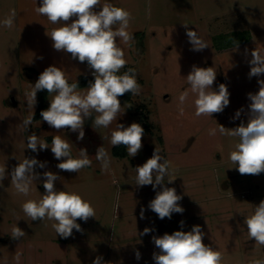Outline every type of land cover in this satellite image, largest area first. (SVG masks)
Instances as JSON below:
<instances>
[{"label":"rangeland","instance_id":"rangeland-1","mask_svg":"<svg viewBox=\"0 0 264 264\" xmlns=\"http://www.w3.org/2000/svg\"><path fill=\"white\" fill-rule=\"evenodd\" d=\"M131 14L127 31L134 35L131 46L118 41L124 50L126 67L135 69L141 86L130 102L120 97L123 115L108 128L92 129L91 119L84 125L85 138L77 140V133L69 129L57 132L41 119L34 120L25 131L22 121L30 114L25 93L31 91L39 74L48 66L60 67L68 82L90 76L87 63L71 59L70 54L57 52L50 33L60 24H52L35 9L40 0H0V166L8 173L25 157L46 161V167H37L41 180L34 181L27 196L16 192L10 175L0 186V264H92L102 256L106 264H155L153 252H158L153 236L174 231H190L200 225L205 233L203 242L222 254L221 264H254L264 261V245L249 239L244 224L246 216L264 200V172L259 175H241L230 161L236 150L238 137L221 135L219 125L226 129L247 123L248 93L259 91L258 79H249L251 51L264 49V0H101ZM15 10L13 26L3 21ZM99 10V9H97ZM183 24L197 31L208 48L196 52L186 36ZM238 42L235 47L233 40ZM245 49L249 54L245 56ZM193 65L213 67L217 72L213 89L225 84L230 103L222 113L210 116L195 115L196 94L191 92L187 75ZM128 70V69H127ZM84 92L86 87L78 88ZM188 96L181 105L179 96ZM34 106V116L38 108ZM48 95L46 106L49 107ZM129 105L132 107L128 108ZM183 107V115L180 108ZM243 108L240 118L233 119ZM150 124V132L142 138V149L135 157H118L109 139H103L116 128V123ZM95 116V114H94ZM140 124V123H139ZM216 129V134L209 132ZM35 132L51 146L52 137L60 135L72 146L73 157L81 148H87L90 167L79 173L62 171L56 167L60 161L51 149L32 152L27 149V137ZM103 146L111 157L110 171L101 170L95 153ZM117 147V146H116ZM157 147L171 163L165 186L175 188L182 195L183 214L173 213L171 219H159L148 208L155 198L151 185H136V170L151 158ZM127 152V149H126ZM51 171L61 179L55 182L57 190L74 192L89 202L96 217L85 223L77 220L82 232L73 230L72 236H57L51 227L54 221H32L22 205L27 200L39 201L44 193L42 173ZM172 179V183L167 180ZM145 218H140L141 208ZM205 219L207 223L205 222ZM184 221L181 228L180 221ZM26 234L20 240L11 237L14 226ZM145 227L154 229L147 235L139 233ZM139 251L141 258H135ZM19 256L17 261L16 257Z\"/></svg>","mask_w":264,"mask_h":264},{"label":"clouds","instance_id":"clouds-1","mask_svg":"<svg viewBox=\"0 0 264 264\" xmlns=\"http://www.w3.org/2000/svg\"><path fill=\"white\" fill-rule=\"evenodd\" d=\"M99 9V10H97ZM35 11L46 16L52 24H60L46 35L52 40V47L57 52L71 55V59L80 63H87L91 70L93 80L89 81L86 91H77L79 83H69L65 72L55 65L46 67L35 82L31 84V91L26 92L27 107L30 114L22 121V127L27 131L34 119V106L37 103V92L47 90L52 96L49 107L41 110L40 116L49 127L57 132L69 129L77 133V140L85 138L84 125L91 119L92 129L108 128L113 121L124 114L125 109L121 106L118 97L131 93L138 95L141 86L136 79L135 69L129 68L123 74L120 70L127 64L124 50L118 41H123L131 46L134 35L127 31L131 14L110 3H101V0H40V6ZM16 12L3 21L7 28L14 23ZM186 36L191 45V51H202L208 48L197 31L188 29V24H183ZM235 47L238 42L234 39ZM245 56L249 54L245 49ZM251 59L249 79L264 75V49L257 47L250 53ZM217 72L213 67H197L193 65L186 79L191 92L196 94L195 115L210 116L214 113H222L229 105L230 93L225 84H220L218 89H213ZM259 91L248 93L251 101L248 105L247 123L241 122L238 127L226 129L219 125V133L238 137L236 150L230 153V161L241 175H259L264 172V79H258ZM188 93L179 96L180 104L183 105ZM132 107L129 105L128 108ZM243 108L237 110L233 119H238ZM184 109L180 108L183 115ZM95 114V116H94ZM145 134L141 124L133 122L125 127L124 124L116 123V128L103 139H109L113 147L124 145L129 157H135L142 149V138ZM216 134V129L209 132ZM50 148L54 158L60 163L56 167L62 171L79 173L81 169L90 167L92 160L89 158L87 148H81L78 157H73L72 146L68 140L60 135L52 137L51 146L45 140L40 139L35 132L27 137V149L32 152ZM95 158L101 163V170L110 171L111 157L108 151L99 146L96 149ZM47 162L39 161L35 157L24 158L8 173L6 165L0 166V186L10 175L11 183L19 194L27 196L34 181L41 180V173L35 171L37 167L43 169ZM171 163L161 155L155 147L151 158L135 168L136 185H151L155 190L158 186L155 198L148 204V208L157 214L158 218L171 219L173 213L183 214L185 209L181 206L183 196L178 195L175 188L165 186V177L170 174ZM44 193L37 202L27 200L22 205L24 214L32 221H43L45 218L54 221L51 227L57 236L68 238L73 230L82 232L81 225L77 220L87 222L89 218L96 217L91 204L74 192L57 190L55 182L61 179L56 173L45 171L42 173ZM173 180H167L172 183ZM145 209L140 210V218H145ZM205 222L207 223L206 219ZM184 221H180L183 228ZM244 224L247 227L249 239L255 240V244L264 245V200L254 207V212L246 216ZM154 229L145 227L140 236L153 232ZM26 233L17 225L11 230V237L20 240ZM205 236L200 225H193L190 231H174L171 234L164 233L162 236H153L152 242L159 249L153 252L152 259L155 264H221L222 254L213 247L203 242ZM135 258H141L140 252H135ZM17 261L19 256L16 257ZM92 264H106L102 256H97ZM254 264H264V261L256 260Z\"/></svg>","mask_w":264,"mask_h":264},{"label":"trees","instance_id":"trees-1","mask_svg":"<svg viewBox=\"0 0 264 264\" xmlns=\"http://www.w3.org/2000/svg\"><path fill=\"white\" fill-rule=\"evenodd\" d=\"M127 69H129L128 67L125 68L124 72L127 71ZM94 78L92 75L90 76H81L78 79V83H79V87L83 88V87H87L89 81H92ZM70 83V82H69ZM48 93L47 90H43V91H39V98H38V108L37 111L35 113L34 116V120H38L41 119L40 116V112L41 110H46L47 106H46V100L48 98ZM131 93H126L123 96H120V98L122 100H124L125 102H130L131 100ZM145 120V116L142 115L139 117V123L141 124V126L144 128L145 132H150V124H143L142 122ZM114 154L118 157H126L127 156V152H126V147L124 145H120L114 148L113 150Z\"/></svg>","mask_w":264,"mask_h":264},{"label":"built area","instance_id":"built-area-1","mask_svg":"<svg viewBox=\"0 0 264 264\" xmlns=\"http://www.w3.org/2000/svg\"><path fill=\"white\" fill-rule=\"evenodd\" d=\"M92 75V74H91Z\"/></svg>","mask_w":264,"mask_h":264}]
</instances>
